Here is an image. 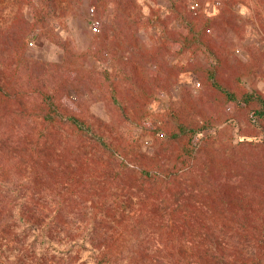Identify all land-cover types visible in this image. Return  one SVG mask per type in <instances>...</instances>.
<instances>
[{
    "label": "trees",
    "instance_id": "obj_1",
    "mask_svg": "<svg viewBox=\"0 0 264 264\" xmlns=\"http://www.w3.org/2000/svg\"><path fill=\"white\" fill-rule=\"evenodd\" d=\"M29 4L0 0V264H77L87 240L86 264H264V181H179L196 131L133 169L129 139L71 111L26 55ZM218 86L264 120L262 94Z\"/></svg>",
    "mask_w": 264,
    "mask_h": 264
},
{
    "label": "rangeland",
    "instance_id": "obj_2",
    "mask_svg": "<svg viewBox=\"0 0 264 264\" xmlns=\"http://www.w3.org/2000/svg\"><path fill=\"white\" fill-rule=\"evenodd\" d=\"M121 1L133 24L113 0H31L38 13L32 4L25 11L40 21L26 55L43 80L105 135L127 137L141 152L135 170L174 148L182 153L196 131L195 167L179 163V181H264V120L250 118L258 104L232 102L218 86L264 96V0L168 1L166 17L150 14L146 0ZM87 246L77 264L89 260Z\"/></svg>",
    "mask_w": 264,
    "mask_h": 264
},
{
    "label": "crops",
    "instance_id": "obj_3",
    "mask_svg": "<svg viewBox=\"0 0 264 264\" xmlns=\"http://www.w3.org/2000/svg\"><path fill=\"white\" fill-rule=\"evenodd\" d=\"M132 1L136 2V0H132ZM137 1L142 2L140 0H137ZM146 1L148 2V5H149V6H147V10H148V12H150V14L153 11H157L158 13L160 12L159 15H162L163 17H166L167 13L169 11V8L167 7V5H168L167 3H169L168 1H170L171 3L174 2V4H177V2L179 0H146ZM123 2H125V1L113 0V6H115L113 8V10L114 11L119 10L121 13H124V15L127 16V23L128 24H130V23L133 24L134 23L133 18H135V15L130 13L131 9L127 10L125 7H123V5H122ZM124 6H125V4H124ZM144 24L146 25V24H153V23L148 21V23H144ZM162 24H165V22L164 21L163 22L162 21L161 22H156L155 25H162ZM175 24H177V23H175Z\"/></svg>",
    "mask_w": 264,
    "mask_h": 264
},
{
    "label": "built area",
    "instance_id": "obj_4",
    "mask_svg": "<svg viewBox=\"0 0 264 264\" xmlns=\"http://www.w3.org/2000/svg\"><path fill=\"white\" fill-rule=\"evenodd\" d=\"M100 28H101V25H100V23L98 21L93 22V29L95 31H99Z\"/></svg>",
    "mask_w": 264,
    "mask_h": 264
}]
</instances>
